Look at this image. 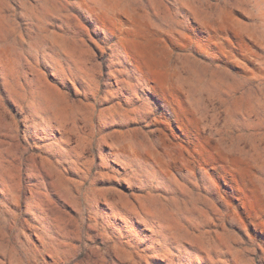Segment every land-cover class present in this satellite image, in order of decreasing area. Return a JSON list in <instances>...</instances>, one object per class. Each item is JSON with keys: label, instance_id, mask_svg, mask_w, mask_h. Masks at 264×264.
<instances>
[{"label": "rangeland", "instance_id": "rangeland-1", "mask_svg": "<svg viewBox=\"0 0 264 264\" xmlns=\"http://www.w3.org/2000/svg\"><path fill=\"white\" fill-rule=\"evenodd\" d=\"M0 264H264V0H0Z\"/></svg>", "mask_w": 264, "mask_h": 264}]
</instances>
